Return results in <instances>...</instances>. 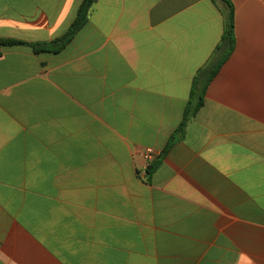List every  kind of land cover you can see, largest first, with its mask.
Wrapping results in <instances>:
<instances>
[{
    "label": "crops",
    "instance_id": "1",
    "mask_svg": "<svg viewBox=\"0 0 264 264\" xmlns=\"http://www.w3.org/2000/svg\"><path fill=\"white\" fill-rule=\"evenodd\" d=\"M82 2L0 0V264H264V0H96L34 53Z\"/></svg>",
    "mask_w": 264,
    "mask_h": 264
},
{
    "label": "trees",
    "instance_id": "2",
    "mask_svg": "<svg viewBox=\"0 0 264 264\" xmlns=\"http://www.w3.org/2000/svg\"><path fill=\"white\" fill-rule=\"evenodd\" d=\"M95 1L96 0H83L78 10L76 18L74 22L71 24V26L69 27L66 34L62 36L61 38L56 39L55 41L50 42V43L32 44L31 48L33 49L34 53L36 54L42 53V52L58 53L64 47H66L74 39L75 35L87 23L89 10ZM223 41H225V44H226V49L224 50L223 55L215 63L209 66V70L205 72L206 76L204 77L203 80H202L203 71L201 70L199 72V75L201 76V78L200 79L197 78L193 84L189 102L184 112L183 120L175 132L177 135L183 134L185 132V129H186V126L189 120L192 117H194L197 114V112L200 110V108L203 106L204 97H205L209 82L216 75L221 64L226 60V58L229 57V55L231 54L234 48V42H235L234 40V11L231 5H230V10L227 14V18H226ZM20 45H25V43L19 42L16 40H0V49H2L3 47L20 46ZM174 139L175 137L173 135L169 143H172Z\"/></svg>",
    "mask_w": 264,
    "mask_h": 264
},
{
    "label": "built area",
    "instance_id": "3",
    "mask_svg": "<svg viewBox=\"0 0 264 264\" xmlns=\"http://www.w3.org/2000/svg\"><path fill=\"white\" fill-rule=\"evenodd\" d=\"M157 152H155L153 149H151V148H148L147 150H146V158H147V160H149V161H152V160H154L156 157H157Z\"/></svg>",
    "mask_w": 264,
    "mask_h": 264
}]
</instances>
